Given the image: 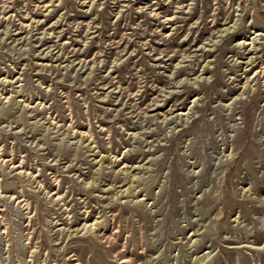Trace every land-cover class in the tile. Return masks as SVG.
I'll list each match as a JSON object with an SVG mask.
<instances>
[{"label":"rangeland","instance_id":"obj_1","mask_svg":"<svg viewBox=\"0 0 264 264\" xmlns=\"http://www.w3.org/2000/svg\"><path fill=\"white\" fill-rule=\"evenodd\" d=\"M0 264H264V0H0Z\"/></svg>","mask_w":264,"mask_h":264}]
</instances>
